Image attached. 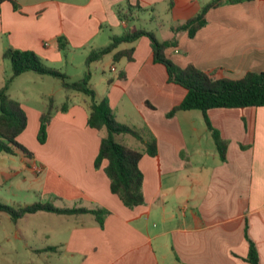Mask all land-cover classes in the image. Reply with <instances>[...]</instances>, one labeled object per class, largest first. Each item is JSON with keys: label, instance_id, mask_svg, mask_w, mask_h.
I'll list each match as a JSON object with an SVG mask.
<instances>
[{"label": "crops", "instance_id": "1", "mask_svg": "<svg viewBox=\"0 0 264 264\" xmlns=\"http://www.w3.org/2000/svg\"><path fill=\"white\" fill-rule=\"evenodd\" d=\"M15 1L17 9L11 1L0 0V87L11 75L10 61L3 57L9 46L32 50L49 61L61 59L59 37L65 38L66 47L83 50L85 58L91 49L107 45L112 35L130 29L151 30L158 40H168L174 36L172 27L211 0ZM126 3L146 10L121 20L117 8ZM158 19L161 26L156 28ZM160 29L168 31L162 38L157 37ZM3 34L8 42H3ZM175 36L177 45L165 54L180 67L192 63L216 77L233 79L263 71L264 0L209 8L206 24L193 37L186 31ZM130 46L131 61L113 62L112 53L106 54L115 70L101 77L106 84L96 94L108 99L117 121L133 127L144 141L155 140L156 154L143 153L138 162L144 203L124 206L110 191L106 162L94 167L104 132L87 125L86 95L65 91L62 111L64 101L55 105L48 94L53 115L46 141L36 143L35 151L26 147L24 138L37 135L43 110L14 98L27 116L17 141L32 156L19 150L0 152V202L14 207L50 202L109 212L101 227L91 213L37 211L14 222L0 212V264H18L13 258L17 247L30 253V264H251L250 241L259 264H264V106L207 111L211 125L227 141L221 160L200 110L167 116L186 89L168 82L165 66L153 61L149 39L142 36L118 48ZM12 83L8 93L13 98ZM116 140L144 148L129 134Z\"/></svg>", "mask_w": 264, "mask_h": 264}, {"label": "trees", "instance_id": "2", "mask_svg": "<svg viewBox=\"0 0 264 264\" xmlns=\"http://www.w3.org/2000/svg\"><path fill=\"white\" fill-rule=\"evenodd\" d=\"M9 1H11L15 9L18 8L15 0ZM244 1L250 0H211L203 5L194 16L172 27L174 36L168 40L160 41L151 30L144 28L130 29L124 31L121 35H112L107 45L93 48L89 51L85 58V63L90 64L99 61L109 53H112L113 62H117L122 58L131 61L133 60V46L118 48L119 45L132 43L142 36L147 37L150 41L153 61L165 66L168 82L178 84L186 89L182 101L175 105L167 113V116H173L178 110H200L204 122L213 137L219 157L221 160H225L227 141L222 139L218 130L211 125L207 111L211 108L264 106V70L260 72L249 71L236 79L216 77L214 75L215 72L199 69L192 63L187 64L185 67L176 65L166 56L165 50L168 47L177 45L175 35L180 31H186L189 37H193L206 24V12L209 8L217 7L224 3ZM124 9H126V12H123ZM145 10L146 8L139 4L126 3L122 9L117 10V14L121 20H125L133 15L132 12H143ZM58 47L62 50L66 49L64 37L58 38ZM3 57L10 61L11 75L6 80L5 85L0 87V152L13 154L15 150H19L26 157L32 156V152L17 141L18 135L26 127L27 116L20 103L9 95V83L16 76L28 71L57 77L61 80L65 91H78L89 98L87 125L97 131L104 132L100 138L94 167L97 169L102 162H106L103 169L109 179L110 191L128 208L143 204V173L138 166V162L143 153L156 154L155 140L144 141L140 133L133 127L117 121L108 99L106 97L97 98L96 91L89 84V74H85L82 78L71 80L66 73L46 65L43 59L32 50H22L9 46L3 52ZM118 76L122 78L124 76L123 71H119ZM66 105L67 101H64L61 106L62 111L66 110ZM53 110V98L50 97L46 109L41 112L39 117L37 138L40 143L46 141L47 126L52 118ZM121 134H129L140 140L144 148L142 150L135 149L117 141L116 136ZM37 211L75 215L91 213L100 227L103 226V219L109 212L104 207L93 209L57 207L50 202H34L17 207L0 202V212H5L14 222L26 214ZM247 259L251 264H259L257 250L251 241Z\"/></svg>", "mask_w": 264, "mask_h": 264}, {"label": "rangeland", "instance_id": "3", "mask_svg": "<svg viewBox=\"0 0 264 264\" xmlns=\"http://www.w3.org/2000/svg\"><path fill=\"white\" fill-rule=\"evenodd\" d=\"M121 8V7H120ZM119 9V8H118ZM144 17H149L145 13ZM161 19V18H160ZM158 19L155 23L156 28L161 26V21ZM151 21L148 19V24ZM143 21L142 24H147ZM147 24V25H148ZM162 31L158 32L157 37L162 38V36L167 33L166 29H160ZM165 31V32H164ZM3 42H8L6 35H2ZM7 40V41H6ZM68 47V48H67ZM66 49H59L61 52V59L49 60L46 61L43 59L46 65L56 68L64 73H66L71 80H76L82 78L85 74H89V84L95 89L96 93L100 94L103 90L104 85L106 84L105 79L101 80V77L112 75L114 70L110 69L109 56L105 55L100 61H95L90 64L85 63V54L83 50H76L67 45ZM38 55V54H37ZM39 56V55H38ZM117 73V72H116ZM20 76V75H19ZM12 80V94L13 98L19 99L28 106L37 109L45 110L48 104V94H52L54 97L55 105L60 106L61 103L65 100L64 92L65 90L62 87L61 80L57 77L51 75H40L33 71H28L25 74H21L20 77L16 76ZM6 83V82H5ZM4 83V84H5ZM42 92L44 97L38 96ZM76 93V91H70ZM78 93V92H77ZM46 95V96H45ZM82 95V94H81ZM71 101L76 102V97H71ZM70 102V101H69ZM24 144L29 150L35 151L38 144H41L38 141L37 135L30 134V136H25ZM38 143V144H36ZM1 215L7 216L5 212H1ZM18 254H14V259H16L18 264H30V253H24L23 250L18 248ZM25 255V257H24ZM20 259V260H19ZM22 260V261H21ZM13 264V263H10Z\"/></svg>", "mask_w": 264, "mask_h": 264}, {"label": "built area", "instance_id": "4", "mask_svg": "<svg viewBox=\"0 0 264 264\" xmlns=\"http://www.w3.org/2000/svg\"><path fill=\"white\" fill-rule=\"evenodd\" d=\"M111 70H115V68L112 67ZM35 169H36L37 171H40V168H39V167H35Z\"/></svg>", "mask_w": 264, "mask_h": 264}]
</instances>
